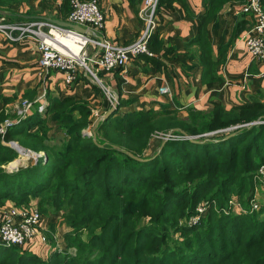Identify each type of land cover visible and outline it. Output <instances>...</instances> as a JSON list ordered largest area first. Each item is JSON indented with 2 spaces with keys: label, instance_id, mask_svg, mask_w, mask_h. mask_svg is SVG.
<instances>
[{
  "label": "trees",
  "instance_id": "obj_1",
  "mask_svg": "<svg viewBox=\"0 0 264 264\" xmlns=\"http://www.w3.org/2000/svg\"><path fill=\"white\" fill-rule=\"evenodd\" d=\"M10 1L0 0V8ZM233 1L209 0L191 41L200 47L209 88L225 84L217 67L226 54L214 59L207 26ZM162 46L154 33L149 48L155 55ZM33 107L35 123L0 109V127L9 118L18 122L0 133V209L35 198L42 215L63 213L73 228L64 237L76 252L44 259L29 246L0 242V264H264V198L255 196L258 186L264 196V102L190 106L184 116L166 107L123 115L117 109L99 123L97 142L85 132L93 123L88 102L69 95L44 113ZM11 140L47 158L9 171L19 156Z\"/></svg>",
  "mask_w": 264,
  "mask_h": 264
},
{
  "label": "crops",
  "instance_id": "obj_2",
  "mask_svg": "<svg viewBox=\"0 0 264 264\" xmlns=\"http://www.w3.org/2000/svg\"><path fill=\"white\" fill-rule=\"evenodd\" d=\"M98 1L105 21L103 28L94 36L117 44H128L141 36L144 24L139 10L143 0ZM208 1L162 0L155 33L163 42V50L152 58L141 54L124 67L110 72L99 71L100 82L106 87L98 86L102 91L88 79L83 69L79 70L71 83L65 81L62 70L41 71L40 53L35 43L8 40L0 32V109L14 112L16 105L23 99H29L33 105L38 106L39 112L44 113L51 101L72 95L88 102L93 116L95 113H102L103 116L112 108L110 91L118 97V103L119 100L121 102L117 115L159 111L166 107L184 116L190 106L208 110L214 105L230 108L255 99L264 102V62L247 51L243 39L253 26L251 17L242 11L246 0H234L227 4L209 22L208 37L214 59L218 60L221 54H226L225 60L217 67L219 76L225 77L226 82L221 88H209L203 83V65L198 59L200 47L191 44V41L198 33ZM0 10L8 13L0 12V16H5L9 22L34 18L63 21L70 10V4L69 0H13L6 2ZM169 48H172V53L165 56L163 52ZM165 85L169 87V93L160 92V87ZM40 106H44V109L40 110ZM36 115L32 107L24 117L26 123H35ZM6 167L8 170L10 165ZM260 188L258 186L256 189L257 199L262 196ZM36 206L35 198L22 207L9 202L0 209V222L8 212L21 214L28 207ZM46 218L42 216L35 241L28 249L44 259L67 248L64 236L65 245H62L58 240L53 243L44 233L47 229ZM42 236L47 237L46 242Z\"/></svg>",
  "mask_w": 264,
  "mask_h": 264
},
{
  "label": "built area",
  "instance_id": "obj_3",
  "mask_svg": "<svg viewBox=\"0 0 264 264\" xmlns=\"http://www.w3.org/2000/svg\"><path fill=\"white\" fill-rule=\"evenodd\" d=\"M160 1L143 0L139 10V16L144 24L142 34L138 39L128 44H117L94 36L98 30L103 28L105 21V15L98 0H69L70 12L62 23L46 18L9 22L5 16H0V32L8 40H28L35 43L40 53L41 71L62 70L65 73V81L71 83L75 80L79 70L83 69L84 72L100 80L98 73L101 70L110 72L124 67L131 59L141 54L154 55V52L149 48V41L158 27L157 15ZM242 11L247 13L253 21L250 32L243 38L247 51L259 61L264 62L263 0H246ZM68 23L77 24L85 30L72 27ZM262 74L264 75V71ZM160 92L169 93L170 89L165 85L160 87ZM109 97L115 100L114 93L109 92ZM111 101L113 102V100ZM32 107L33 103L29 99H23L16 105V113L23 117L29 113ZM43 109L44 106H40V110ZM15 123L16 121L10 118L5 120L0 127V133L5 134L8 127ZM7 143L18 151L20 158L18 164L21 160L27 162V160L34 159L36 162L46 155L45 151L39 153L25 149L15 140ZM10 164L9 171H13L18 166V164ZM258 178L261 182L260 185L264 186V165L258 170ZM256 189L258 190V187ZM229 202L233 204L232 200ZM252 202L253 209L258 208V202L255 200ZM200 206L198 207L199 212H203L205 207ZM42 216L36 207L25 209L21 214L16 211L6 213L0 222V242L21 247L32 245ZM196 220L197 218L193 219L194 222ZM41 238L44 242L47 241L46 236Z\"/></svg>",
  "mask_w": 264,
  "mask_h": 264
},
{
  "label": "rangeland",
  "instance_id": "obj_4",
  "mask_svg": "<svg viewBox=\"0 0 264 264\" xmlns=\"http://www.w3.org/2000/svg\"><path fill=\"white\" fill-rule=\"evenodd\" d=\"M111 100H113V102L111 101L112 102V107H113L114 106V99L111 98ZM117 107L118 106L116 104V109H117ZM116 109L114 111H116ZM103 116H102V113H98V115H96V113L94 114V116H93V123L85 130V132L87 133V135H90V136H93L94 135V131H96V128L99 125V124L96 125V123L99 120H101L103 118ZM51 123L54 125V131H56L59 126L53 120H51ZM56 125H57V127L55 128ZM166 139H169V138L166 137ZM154 145H156V142L155 141H153L152 147H154ZM152 151H153V149H149L146 152V155L152 154ZM41 152H44V151H41ZM41 152H39V153H41ZM45 154H46V152H45ZM23 158H25V157H23ZM19 159L20 158L18 157L15 160V162L17 161V164L20 161ZM15 162L13 161L12 163L14 164ZM22 162H24V163L21 164ZM31 162L34 163V164H36L38 161L35 162V161H28L27 160V162H26V160H21V162L19 164H20V166L23 167V165L24 166L27 165V164L29 165V163H31ZM19 164H18L17 168H19ZM9 165H11V164L9 163L6 166H9ZM15 165H16V163H15ZM17 168H15V169H17ZM263 198H264V196H260L259 197V201L263 200ZM199 207H201V206L199 205ZM198 212H199V208H198ZM204 212H205V210H203V212H199V214H203ZM45 216L47 217L46 218L47 219V229L44 230V233L49 238L52 239V242L54 241L53 243H56V241L58 240V242L59 241L62 242V245H65V243L63 241V236H65V232L70 231V230H73V228L68 225L65 217L63 216V213H61V212L60 213H54V212H52V213H49V214H47ZM49 218L51 219V222L49 221ZM196 218H197V216H193L191 219L193 220V219H196ZM64 250L65 251L69 250V252H71V253H75L76 252L75 248L74 247H70L68 243H67V248L66 249H63V251Z\"/></svg>",
  "mask_w": 264,
  "mask_h": 264
},
{
  "label": "water",
  "instance_id": "obj_5",
  "mask_svg": "<svg viewBox=\"0 0 264 264\" xmlns=\"http://www.w3.org/2000/svg\"><path fill=\"white\" fill-rule=\"evenodd\" d=\"M0 12L2 13V14H8L7 12H5V11H3V10H0ZM55 21H57V22H59V23H62L63 21H59V20H55ZM69 24V23H68ZM70 26H72V27H76V28H78V29H82V27L81 26H79V25H77V24H69ZM85 74H86V76L88 77V79H90L91 81H92V83H94L95 85H97V86H99V87H102V88H106L104 85H102V83L100 82V80H98V79H95L92 75H90L89 73H87V72H85ZM111 93H112V91H110ZM118 103V97L117 96H115V100H114V106L110 109V111H108L104 116H103V118L101 119V120H99L97 123H96V125L97 124H99V122L100 121H102V120H104V119H106L108 116H110L111 114H112V112H114V110L116 109V104ZM251 124H254V123H251ZM230 136V135H229ZM228 137V136H227ZM189 138H191V139H194L195 137L194 136H190ZM93 140L95 141V142H97V134H96V132L94 131V135H93ZM195 141V140H194ZM130 156H132V157H134V158H136V159H138V160H146L145 158H141V157H138V156H135L133 153H131V152H127ZM45 157H46V155H45ZM29 161H35L34 159L33 160H29Z\"/></svg>",
  "mask_w": 264,
  "mask_h": 264
},
{
  "label": "bare ground",
  "instance_id": "obj_6",
  "mask_svg": "<svg viewBox=\"0 0 264 264\" xmlns=\"http://www.w3.org/2000/svg\"><path fill=\"white\" fill-rule=\"evenodd\" d=\"M12 163V162H11ZM17 164V161L15 162ZM15 163L13 165H15Z\"/></svg>",
  "mask_w": 264,
  "mask_h": 264
}]
</instances>
